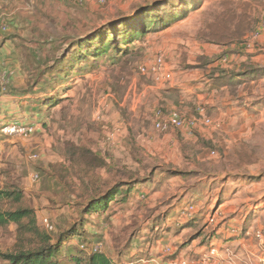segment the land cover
<instances>
[{"label": "rangeland", "instance_id": "obj_1", "mask_svg": "<svg viewBox=\"0 0 264 264\" xmlns=\"http://www.w3.org/2000/svg\"><path fill=\"white\" fill-rule=\"evenodd\" d=\"M0 14L8 25L0 33L1 42L11 41L0 61L28 79L26 86L14 87L8 74L0 88V190L20 191L21 201L12 208L30 209L23 226L33 219L54 241L83 222V240L70 238L66 247L83 249L87 257L89 247L100 242L103 253L107 247H120L128 233H120L128 225L124 223L138 229L147 220L146 227L161 218L164 225L181 231L179 239L194 240L178 261L173 252L164 254L167 264H264V0H0ZM144 21L148 32L129 44L127 54L109 52L80 62L81 72L76 69L68 78L55 79L51 68L75 53L70 49L75 41L98 30L123 33ZM246 32L251 35L244 39ZM242 49L251 51L244 62ZM158 53L173 69L194 60L219 62V68H213L222 76L215 105L208 95L191 110L161 106L159 97L146 88L156 77L138 71ZM244 68L249 79L235 74ZM37 75L40 83L33 87ZM107 93L119 105L112 102L105 113L99 103ZM49 95L61 99L48 108L42 101ZM244 97L254 104L245 106ZM228 98L238 99L251 118L239 114L232 119L229 108L234 104ZM197 107L212 124L199 122L189 133L172 129L167 137V132L154 129L156 110L173 108L186 118L200 119ZM12 123L32 127L33 132L4 134L1 129ZM116 126L114 143H109L106 133ZM98 157L106 159V167H86L90 160L97 165ZM130 175L140 181L135 188L141 200L130 195L101 216L85 213L95 188ZM44 219L49 229L42 225ZM162 227L152 226L150 242ZM200 232L203 236L197 239ZM147 241L140 239V248H146ZM35 242L14 222L0 225L2 253L32 248ZM200 249H205L204 257L198 256Z\"/></svg>", "mask_w": 264, "mask_h": 264}, {"label": "trees", "instance_id": "obj_2", "mask_svg": "<svg viewBox=\"0 0 264 264\" xmlns=\"http://www.w3.org/2000/svg\"><path fill=\"white\" fill-rule=\"evenodd\" d=\"M257 28L258 24L255 25L252 31ZM127 30L130 32L125 31L122 33L115 31V29L105 32H103L102 30H98L88 35L85 39L83 38L72 43L70 49L75 48V53H72L68 57H66V55L61 57L57 61V64L51 68L52 74L55 72V79L59 81L63 76H65V78H68L70 76L69 74H71L70 72L76 69L77 71L81 72L82 70L78 69L81 67H77L80 62H91L88 60L94 61L97 58L107 55V53L109 52H112L113 54L119 52L118 54L121 55L127 54V52H129L130 50L129 44L137 39L144 37L148 32V25L146 21L141 24L137 22V24L131 25ZM250 33L251 32H246L244 35ZM2 43L3 42H1L0 46L2 45ZM119 44H123L124 47H119ZM63 63L65 64L57 70L56 68H58L59 65ZM38 76L39 75H37L36 78L31 81V86L33 85V87H35L40 83L37 80ZM43 93L46 92L44 91ZM60 99L61 98L58 95H49L42 101V104L49 108L57 104ZM87 153L95 154L97 156V154L92 150H88ZM98 158L100 161L97 165H95V163L90 160L88 163H85L86 167H89L90 169L101 166L106 167V159L100 157ZM139 182V180H136V177L130 175V177H127L125 179H115L110 183H103L101 185L102 187L99 186L95 188L92 192L93 194L87 199L85 203L86 207L84 209L85 213L97 214L98 216H101V214L105 213L112 204L127 201L130 193L135 189V185ZM20 201V191L7 192L0 190V225L14 222L18 229L25 228L33 235V239L36 241V246L32 248L22 247L19 250L10 253L0 252V259L5 261L7 264H116L115 262H111L103 252L90 251L87 254V257H84L83 249H79L74 252L72 247H66L70 238L78 237L83 240L85 236V233L82 231L83 222H80L78 224L79 228L78 226H75L73 229L59 236L54 241L49 235H47L43 231H40L36 227L33 219H29V223L23 226L22 220L24 218H28L31 214V211L27 208H12L13 204H18ZM153 224L156 225L155 227H159L161 223L154 222ZM162 228H164V226ZM136 230L137 229H134L132 233L125 238L122 247H124L125 249L130 247ZM90 234L92 236H95L97 233L92 232ZM62 248H64L63 250H65L64 253H62Z\"/></svg>", "mask_w": 264, "mask_h": 264}, {"label": "crops", "instance_id": "obj_3", "mask_svg": "<svg viewBox=\"0 0 264 264\" xmlns=\"http://www.w3.org/2000/svg\"><path fill=\"white\" fill-rule=\"evenodd\" d=\"M250 35L249 34L245 35L244 39L249 37ZM10 42H11L10 39H7L2 43V45L0 46V56L4 55L5 53L8 54L10 50L9 49ZM250 55H251L250 50L242 49V59L240 60L244 62L246 60L245 58H247ZM229 56H230L229 60H232L234 58L233 53L229 54ZM236 56L239 57L240 55L238 54ZM0 64L2 65L3 70L7 72V75L9 74L8 82L10 86L18 87L22 85L24 86L27 85L28 79L26 78V76L24 77V75H22L20 70L18 71L16 70L12 72L9 70V67L7 66L6 63L0 61ZM217 64H219V62L218 63L212 62L208 64V63L196 62L194 60L192 63H190V65H186L184 63L182 64V66L176 69H173V67L169 64L167 65V68L171 70L172 79L167 82H160L157 80L158 79L157 77L156 78L154 77L155 80L152 81V83L149 84L146 88L154 92L159 97V99L161 100V106L164 105V106L179 107V108H183L186 110H191L195 103H198L201 98L206 99V96L208 95L210 97V101L209 100L208 101L211 102V104L215 105V102H213V97H214V93H218V85H219V81L221 80L220 72L213 70V68H219ZM202 66H204V68H202ZM239 66L241 65H238L235 68L238 69ZM245 73L247 75H245ZM235 74L237 75L243 74L244 78L242 79L250 78V72L247 69L245 70V68L240 73H235ZM131 81L135 82V79H131ZM165 83H168V84L164 86ZM16 96L17 95H15V98ZM109 97H112V96L109 93H107L104 99L102 98L99 103L102 106L101 108L102 111L104 110L105 113L111 111L112 104H113L112 102H115L119 105V103L116 100H110ZM2 98L3 97L1 96L0 100ZM228 99L230 100L229 103L234 104L233 106H231V108H229V112H231L232 115H234L232 119H238L239 114H241L243 119L249 118V117L251 118V114H249L248 111L244 110L242 106L238 105V99H233V98H228ZM181 100L182 101L184 100L186 102L185 106L181 105V102H182ZM242 102L248 108L250 107L251 104H254L252 103L249 97L247 98L244 97ZM131 110H134V109L132 108ZM106 115L108 114L103 115L102 118L103 119L106 118ZM111 117H112V120L117 119V116L114 117L113 114L111 115ZM247 129L248 131H250L249 127ZM125 131H126V128L123 129L122 133H124ZM169 133L170 132L164 133V136L166 137L169 136ZM130 195H132V199L134 200H141V198L143 197V196H139L140 194L136 191V188L130 193ZM176 209L177 207L172 208L169 211V216L173 212H176ZM126 212H127L126 213L127 215L130 214L129 213L130 208L127 209ZM166 217L168 218V215H166ZM162 221L163 220L160 218L159 223H162ZM148 222L149 220H147L141 227H138L129 248L125 249L124 247H122V245L120 247H117L116 250L113 248L111 249L110 247H107V251L106 253H104L107 256V258L111 262H115L116 264H167L168 260H164L165 259V255H164L165 247L171 248V251L173 252L172 257L178 261V259H180V256H182L181 253L183 252L184 248L192 246L191 244L193 243L194 240L188 241V238L186 239V237H184L183 239H179L178 236H182L181 231H178V229L170 227L168 225H164L163 223L160 224V226L161 225L164 226V231L158 234L156 238L152 242H150L151 236L149 235V232H150L149 230L152 228V226H154L155 230H157L160 226L155 227L156 225L153 224V225H149L148 227H146L147 226L146 224H148ZM124 224H128V225L127 227L121 229L120 233H125L128 231L127 233V236H128L132 233V231L135 228L134 226L131 225L130 222H126ZM220 228L221 227H219L216 230V234H219L218 232L221 230ZM201 232L196 235L197 239L203 236ZM104 238L107 241V237L105 236ZM144 238H148V241H147L148 245L146 246V248L142 249L140 248V246L142 245H140V243L138 242L140 239L144 240ZM211 238H214V235ZM106 241H104L105 244L108 242ZM224 243L225 242H222L221 246H224ZM199 248H202V247H199ZM197 252H198V256L202 255L203 257H204V254L206 253L205 249L197 250ZM3 264H7V263L3 261Z\"/></svg>", "mask_w": 264, "mask_h": 264}, {"label": "built area", "instance_id": "obj_4", "mask_svg": "<svg viewBox=\"0 0 264 264\" xmlns=\"http://www.w3.org/2000/svg\"><path fill=\"white\" fill-rule=\"evenodd\" d=\"M8 25L4 24L3 21V15L0 14V33H4L7 31ZM258 31H256L254 34L258 35ZM1 36V35H0ZM0 44H1V37H0ZM249 46V45H248ZM138 71L142 74L147 75H153L163 81H170L172 79V73L167 68L166 62L164 60V57L161 53H158L154 56L152 60H150L147 64L141 65L138 67ZM7 72L3 70L2 65L0 64V88H2L5 83L7 82ZM198 115L201 116V118H197L195 116L186 118L180 111L176 109H169L167 111H162L161 109L156 110L154 114V120H153V126L154 129L160 132H167L172 129L177 130H188V133L191 129H194L199 122L209 125L212 124L211 120L206 118L203 115V108L197 107L196 109ZM97 118H100V111L98 110ZM2 132L4 134H16L20 136H26L33 132L32 127H29L27 125L22 124H10L8 126L3 127ZM118 133V127H113L110 131L106 133V140L109 143H114L115 136ZM35 178H37V175H34ZM189 209H193V206L188 207ZM187 208V212L185 213L186 216L189 215V209ZM211 221H213L211 217ZM42 225L49 229L50 225L46 219L43 220ZM257 237H260V234H256ZM103 243H97L93 246L89 247V250L92 252H102ZM82 246L81 248H83ZM171 248L165 247L164 248V254L169 255L171 254Z\"/></svg>", "mask_w": 264, "mask_h": 264}]
</instances>
